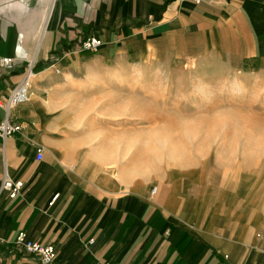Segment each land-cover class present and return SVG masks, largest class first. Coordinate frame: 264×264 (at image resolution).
Masks as SVG:
<instances>
[{
    "label": "crops",
    "instance_id": "crops-1",
    "mask_svg": "<svg viewBox=\"0 0 264 264\" xmlns=\"http://www.w3.org/2000/svg\"><path fill=\"white\" fill-rule=\"evenodd\" d=\"M89 36L95 53L80 50ZM33 55L29 100L10 112L22 134L0 140V184L23 182L15 199L0 193V264H39L15 248L19 232L53 245L57 264H264V192L203 164L135 176L118 119L139 98L124 85L155 67L264 76V0H0V57L14 59L0 98Z\"/></svg>",
    "mask_w": 264,
    "mask_h": 264
},
{
    "label": "rangeland",
    "instance_id": "rangeland-1",
    "mask_svg": "<svg viewBox=\"0 0 264 264\" xmlns=\"http://www.w3.org/2000/svg\"><path fill=\"white\" fill-rule=\"evenodd\" d=\"M148 73L150 80L142 76L139 83L124 85L125 91L139 96L125 97L124 113L118 116L123 124L124 169L145 177L170 168L186 172L203 164L223 185L238 187L245 181L260 198L264 76L244 78L222 71L214 78L205 74L198 79L191 65L183 70L155 67Z\"/></svg>",
    "mask_w": 264,
    "mask_h": 264
},
{
    "label": "built area",
    "instance_id": "built-area-1",
    "mask_svg": "<svg viewBox=\"0 0 264 264\" xmlns=\"http://www.w3.org/2000/svg\"><path fill=\"white\" fill-rule=\"evenodd\" d=\"M54 2V0H50ZM194 4L210 3L212 0H190ZM102 45V41L96 36H89L85 38L80 45V50L84 52L95 53ZM14 59L12 57H0V71H10L13 68ZM36 57L35 55L28 58L25 62L24 71L20 82L15 86L12 92L6 98H0V108L4 111V118L0 120V140L12 138L16 135L22 134L23 126L18 123L10 121V112L16 106L23 104L29 100V91L33 78L35 77ZM56 72H58L56 70ZM43 158L42 146H37L35 159L37 161ZM23 189V182L21 180H14L8 177L6 173L2 178L0 184V193L5 192L10 199L18 197ZM157 188L151 190L154 195ZM58 194H55L49 205L52 206ZM14 246L17 250L30 254L37 258L39 264H57V253L55 247L51 244H43L27 237L24 232H19ZM102 264H112L104 262Z\"/></svg>",
    "mask_w": 264,
    "mask_h": 264
}]
</instances>
